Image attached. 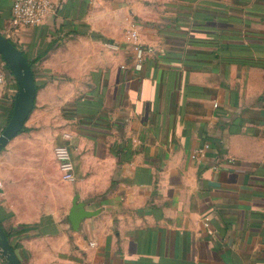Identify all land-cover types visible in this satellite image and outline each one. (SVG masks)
<instances>
[{
    "label": "crops",
    "instance_id": "crops-1",
    "mask_svg": "<svg viewBox=\"0 0 264 264\" xmlns=\"http://www.w3.org/2000/svg\"><path fill=\"white\" fill-rule=\"evenodd\" d=\"M51 1L43 23L10 28L0 0L36 85L0 151V226L20 262L264 264V0ZM0 69L1 133L18 83L1 54ZM75 199L93 212L77 229Z\"/></svg>",
    "mask_w": 264,
    "mask_h": 264
},
{
    "label": "water",
    "instance_id": "water-1",
    "mask_svg": "<svg viewBox=\"0 0 264 264\" xmlns=\"http://www.w3.org/2000/svg\"><path fill=\"white\" fill-rule=\"evenodd\" d=\"M0 54L12 70L17 83L18 92L15 98L12 115L0 133V151L6 143L22 128L26 118L33 108L36 85L31 64L23 52L0 31ZM93 215L92 211L85 209L84 204L73 201L69 219L73 228L77 229L79 223L86 217ZM0 253L9 264H22L16 256L6 234L0 226Z\"/></svg>",
    "mask_w": 264,
    "mask_h": 264
},
{
    "label": "built area",
    "instance_id": "built-area-1",
    "mask_svg": "<svg viewBox=\"0 0 264 264\" xmlns=\"http://www.w3.org/2000/svg\"><path fill=\"white\" fill-rule=\"evenodd\" d=\"M54 12V5L51 0H13L11 15L9 18V27L34 26L43 23L47 15ZM125 42L128 46L134 48L136 55V67L140 68L145 60V51L139 42L138 23L131 20L124 30ZM5 76L0 69V83L4 82ZM210 147L208 143L196 148L191 156L199 158L205 155L206 150ZM55 154L59 160V166L62 171V177L66 180L73 179L71 172V163L69 152L65 146L57 147ZM217 168V165H215Z\"/></svg>",
    "mask_w": 264,
    "mask_h": 264
}]
</instances>
